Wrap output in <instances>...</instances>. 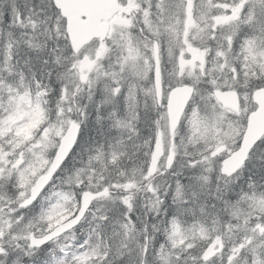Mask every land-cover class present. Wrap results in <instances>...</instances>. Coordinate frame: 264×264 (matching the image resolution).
<instances>
[{"label": "snow or ice", "instance_id": "6c2138e0", "mask_svg": "<svg viewBox=\"0 0 264 264\" xmlns=\"http://www.w3.org/2000/svg\"><path fill=\"white\" fill-rule=\"evenodd\" d=\"M0 264H264V0H0Z\"/></svg>", "mask_w": 264, "mask_h": 264}]
</instances>
